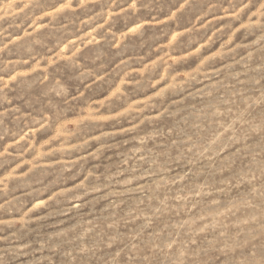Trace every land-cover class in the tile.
I'll list each match as a JSON object with an SVG mask.
<instances>
[{"label": "rangeland", "instance_id": "1", "mask_svg": "<svg viewBox=\"0 0 264 264\" xmlns=\"http://www.w3.org/2000/svg\"><path fill=\"white\" fill-rule=\"evenodd\" d=\"M0 264H264V0H0Z\"/></svg>", "mask_w": 264, "mask_h": 264}]
</instances>
